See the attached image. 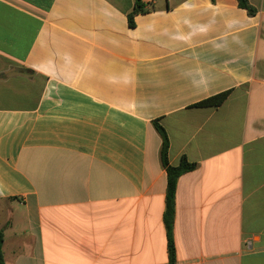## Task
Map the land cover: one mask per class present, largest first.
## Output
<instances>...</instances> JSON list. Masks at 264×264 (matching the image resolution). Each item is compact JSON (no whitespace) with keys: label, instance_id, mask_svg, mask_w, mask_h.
Listing matches in <instances>:
<instances>
[{"label":"crops","instance_id":"1","mask_svg":"<svg viewBox=\"0 0 264 264\" xmlns=\"http://www.w3.org/2000/svg\"><path fill=\"white\" fill-rule=\"evenodd\" d=\"M0 0L6 264H264V0ZM230 92L218 108L196 104Z\"/></svg>","mask_w":264,"mask_h":264},{"label":"trees","instance_id":"2","mask_svg":"<svg viewBox=\"0 0 264 264\" xmlns=\"http://www.w3.org/2000/svg\"><path fill=\"white\" fill-rule=\"evenodd\" d=\"M239 6L249 12L251 15L257 13V9L250 3L249 0H238ZM145 4L142 0H135L134 10L129 14V25L135 27V17L139 14L147 13ZM230 92H225L220 95L211 97L195 105L198 108H218L222 106L228 99ZM154 126L161 136L162 145L160 152L161 165L167 173V194H166V207L164 212V223L167 232V245L169 264H177V247L175 243L174 229L176 220V197L179 179L187 174L194 172L198 168V164L190 162L187 157H183L178 165L170 163V139L166 129L158 122H154ZM4 232L0 230V264H6L4 255Z\"/></svg>","mask_w":264,"mask_h":264}]
</instances>
